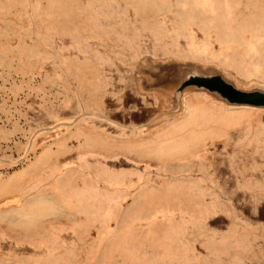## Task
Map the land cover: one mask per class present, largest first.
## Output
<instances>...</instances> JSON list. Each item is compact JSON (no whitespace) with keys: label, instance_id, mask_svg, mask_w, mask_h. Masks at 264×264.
<instances>
[{"label":"rangeland","instance_id":"374dc122","mask_svg":"<svg viewBox=\"0 0 264 264\" xmlns=\"http://www.w3.org/2000/svg\"><path fill=\"white\" fill-rule=\"evenodd\" d=\"M264 0H0V264H264Z\"/></svg>","mask_w":264,"mask_h":264},{"label":"water","instance_id":"95a60500","mask_svg":"<svg viewBox=\"0 0 264 264\" xmlns=\"http://www.w3.org/2000/svg\"><path fill=\"white\" fill-rule=\"evenodd\" d=\"M216 86L220 89H222L226 94L232 96L234 100H237L242 103H249V104H255V105H264V94L261 93H242L234 88H232L229 85H226L224 83H216Z\"/></svg>","mask_w":264,"mask_h":264}]
</instances>
